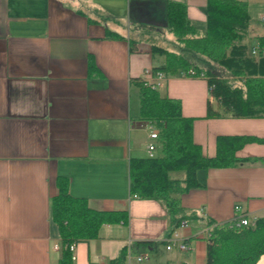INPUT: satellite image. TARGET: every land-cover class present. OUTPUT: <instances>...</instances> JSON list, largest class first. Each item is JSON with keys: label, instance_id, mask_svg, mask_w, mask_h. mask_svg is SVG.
Instances as JSON below:
<instances>
[{"label": "crops", "instance_id": "0c3cea01", "mask_svg": "<svg viewBox=\"0 0 264 264\" xmlns=\"http://www.w3.org/2000/svg\"><path fill=\"white\" fill-rule=\"evenodd\" d=\"M171 1L185 4L190 20L205 28L208 0ZM241 1L249 7L252 54L264 37V0ZM167 4L0 0V264H58L60 237L51 221L58 176L94 209L129 211L127 224L104 225L97 239L76 243L74 264H106L124 247L127 264L148 253L154 264H206L211 223L231 222L236 206L264 218V141L239 151L247 162L200 171L202 187L180 197L194 215L178 230L188 251L166 249L174 229L160 202L130 195V160L147 157L151 142L136 82L163 62L154 44L181 49L167 30ZM107 30L123 38L107 37ZM159 92L180 100L183 115L194 118V141L207 157L215 156L220 135L264 140V117H208V101L221 110L202 77L168 76ZM139 242L152 245H137L146 253L134 254Z\"/></svg>", "mask_w": 264, "mask_h": 264}, {"label": "trees", "instance_id": "16d2710c", "mask_svg": "<svg viewBox=\"0 0 264 264\" xmlns=\"http://www.w3.org/2000/svg\"><path fill=\"white\" fill-rule=\"evenodd\" d=\"M205 34L190 20L187 6L168 0L167 30L181 46L171 51L156 44L154 56L163 62L153 72L168 76L203 77L210 96L217 101L220 112H215L208 101V117L231 115L235 118L264 117V37H257L258 55L249 52L251 17L248 3L241 0H208ZM107 37L123 38L107 30ZM135 42L131 43L133 50ZM209 60V67L200 58ZM204 62V64H202ZM202 64V65H201ZM194 71L189 76V71ZM235 83H240L236 85ZM139 88L140 119L154 123L159 129L156 156L132 158L129 165L130 195L141 200H156L165 208L174 231L188 215L180 197L202 184L198 173L210 169L235 167L248 159L239 151L251 142H263L251 136L220 135L216 139V154L204 155L194 141V118H187L178 99L162 96L159 89L136 82ZM56 194L51 201V221L58 228L60 258L58 264H74L70 245L97 239L104 225L127 224L129 211L97 210L87 198L70 194V180L58 176ZM206 264H257L264 255V218L255 226L235 227L230 222L209 225ZM151 247V242H139L135 247ZM130 248L124 247L119 255L106 264H127ZM90 264H99L93 263Z\"/></svg>", "mask_w": 264, "mask_h": 264}, {"label": "built area", "instance_id": "2783aa9c", "mask_svg": "<svg viewBox=\"0 0 264 264\" xmlns=\"http://www.w3.org/2000/svg\"><path fill=\"white\" fill-rule=\"evenodd\" d=\"M262 20L264 21V16L262 17ZM253 55H258V48L255 47L252 49ZM189 76H193L195 73L194 71H189ZM203 78V77H202ZM167 79V75L163 72H157L156 74L153 72V70H147L141 78V81L144 82V84L148 87H151L152 89H160L163 84L165 83ZM213 90V86L209 87V92ZM144 128L148 132V139L151 141L147 146V153L148 157L154 158L156 156V151L158 148V137H159V129L158 127L151 122H146L144 124ZM235 211L238 212V215H235V217L230 222L232 226L235 227H243V226H255L257 220L259 219L257 216L250 215L247 213H243L239 206L235 207ZM188 226V222L182 221L179 228L176 229L173 234L171 235L170 239L166 243V249L167 250H173L177 249L179 251H188L190 250V246L186 239L179 233V229H184ZM206 237H210V231L209 229L206 231ZM75 245H70V250L73 252V260H75L74 251H75ZM56 250H60L59 246H55ZM129 256H131L129 254ZM144 261L143 257H138L137 262L141 263Z\"/></svg>", "mask_w": 264, "mask_h": 264}, {"label": "rangeland", "instance_id": "374dc122", "mask_svg": "<svg viewBox=\"0 0 264 264\" xmlns=\"http://www.w3.org/2000/svg\"><path fill=\"white\" fill-rule=\"evenodd\" d=\"M103 1H112V0H103ZM125 18H127V7H126V9H125ZM196 25H197V27H198V29H199V31H200V35H204L205 33V28L202 26V23H199V22H197V23H195ZM160 45H165L164 47H167V48H169V49H171V50H177V48L175 49V46H170V44L169 43H167V42H165V44H163V43H160ZM178 46H180V45H178ZM249 46H251V44H249ZM173 50V51H174ZM253 55V54H252ZM193 56H195V57H197V58H200L201 60H203L206 64H208L209 65V67L210 66H212V64H211V62L209 61V60H207L206 58H204V57H201V56H198V55H196V54H193ZM255 56V55H254ZM257 56V55H256ZM202 65V64H201ZM236 85H240V83H235ZM144 139V137L142 136L141 137V143H142V146L144 145V144H146L147 143V141L146 140H143ZM146 155V154H145ZM61 249V248H60ZM138 253H146V251H141L140 249H138L137 247H135V245H134V254H138ZM152 255L150 254V253H148V256H146V260L143 262V263H137L136 261H132V263L131 264H154V263H152Z\"/></svg>", "mask_w": 264, "mask_h": 264}]
</instances>
